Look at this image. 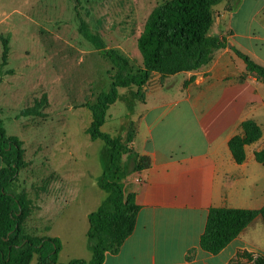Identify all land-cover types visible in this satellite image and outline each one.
<instances>
[{
  "label": "rangeland",
  "instance_id": "obj_1",
  "mask_svg": "<svg viewBox=\"0 0 264 264\" xmlns=\"http://www.w3.org/2000/svg\"><path fill=\"white\" fill-rule=\"evenodd\" d=\"M165 1L80 0L74 9L75 0H0V120L6 135L21 142L27 163L18 173L15 188L32 202L28 232L60 240L58 263L91 259L86 214L107 196L97 184L104 142L86 133L92 114L85 106L110 86L112 64L105 52L117 50L136 70L141 65L137 37L152 8ZM223 7L224 2L213 6L210 34L230 22ZM243 7L233 24H241L254 10L250 2ZM1 38L8 40L5 64ZM231 55L234 59V51ZM168 78L163 90L152 81L150 89L155 92L145 94L147 104L183 91V73ZM43 94L47 96L45 116L21 114ZM144 105L139 102L135 109ZM131 115L117 100L109 106L101 130L125 141L129 122L134 120L129 119ZM132 143L136 152V141ZM131 166V156L124 154L120 168L127 179L136 175ZM36 261L34 255L30 264Z\"/></svg>",
  "mask_w": 264,
  "mask_h": 264
},
{
  "label": "crops",
  "instance_id": "obj_2",
  "mask_svg": "<svg viewBox=\"0 0 264 264\" xmlns=\"http://www.w3.org/2000/svg\"><path fill=\"white\" fill-rule=\"evenodd\" d=\"M247 2L253 4L251 15L233 24ZM235 3L230 10L223 7L230 22L215 33L226 47L215 50L198 70L182 72L184 88L176 97L144 101L129 117L136 152L148 156L150 164L133 178L125 177L139 206L134 230L117 253H106L102 264H227L244 251L264 255L260 216L217 254L198 245L210 207L264 205V161L256 159L264 149V83L235 52L234 59L231 55L234 47L264 67V0ZM154 79L163 90L169 78L160 84L154 75L148 97L155 92L150 89ZM247 119L262 133L245 146V160L236 163L228 141L241 133ZM129 146L134 150L132 142Z\"/></svg>",
  "mask_w": 264,
  "mask_h": 264
},
{
  "label": "trees",
  "instance_id": "obj_3",
  "mask_svg": "<svg viewBox=\"0 0 264 264\" xmlns=\"http://www.w3.org/2000/svg\"><path fill=\"white\" fill-rule=\"evenodd\" d=\"M80 0H75L76 9ZM235 0H167L157 4L149 12L139 33L136 45L140 52L141 65L134 70L129 59L117 50L105 52L112 64L108 90L98 94L93 104L85 106L91 111L92 120L86 133L90 139H101L104 146L100 151L102 173L98 186L107 193L95 211L87 214V248L91 259L73 258L65 264H102L106 253H117L135 226L139 206L135 193L129 190L125 179L126 171L120 164L124 154L132 159L131 170L136 172L149 166L146 155L134 152L129 144L133 141L135 126L125 135L112 136L101 130L110 105L121 100L130 114L137 103H144L146 88L154 75L160 84L169 76L182 72L196 71L209 63L215 50L225 48L227 41L209 30L214 23L213 6L225 3L232 9ZM3 41L2 64L6 63L8 40ZM233 51L244 61L246 69L253 72L264 83V67L256 64L247 54ZM123 89L124 92H120ZM47 96L43 94L31 107L21 114L45 116L43 108ZM241 133L232 136L228 147L236 163L245 160V146L261 137L260 126L252 119L241 122ZM0 264H29L34 255L36 264H61L57 262L61 242L57 237H38L28 232L27 221L31 213V200L16 190L18 173L26 167L21 142L5 133L0 120ZM259 162L264 161V149L256 153ZM264 222V205L259 209L210 207L203 232L199 237L200 249L219 253L236 238L256 217ZM245 259L243 263L241 260ZM227 264H264L261 253L240 252Z\"/></svg>",
  "mask_w": 264,
  "mask_h": 264
}]
</instances>
